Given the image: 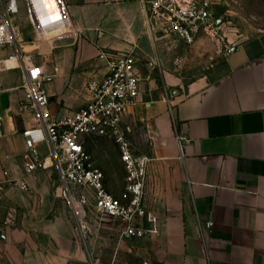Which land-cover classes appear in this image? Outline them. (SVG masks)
Segmentation results:
<instances>
[{"label":"crops","instance_id":"crops-1","mask_svg":"<svg viewBox=\"0 0 264 264\" xmlns=\"http://www.w3.org/2000/svg\"><path fill=\"white\" fill-rule=\"evenodd\" d=\"M67 2L72 29L38 61L49 72L58 69L45 84L52 115L60 119L83 107L86 84L108 73L102 54L114 59L131 53L143 79L138 102L125 112L122 126L132 154L149 160L143 203L158 216L159 234L120 238L106 221L97 235L103 241L111 229L116 241L109 261L96 256L99 264H264V1L239 0L237 16L228 21L222 73H198L181 88L180 69H200L207 60L204 50L211 53L204 36L185 46L174 36L150 32L140 0ZM215 14L222 17L218 7ZM27 45V52L36 48ZM94 139L110 138H91L86 149L103 172L106 189L119 197L124 166L110 163L104 150L93 152ZM10 143L23 149L19 134ZM53 203L8 190L0 197V235L9 225L8 239L20 237L28 213ZM6 240L0 239V264L4 256L18 259Z\"/></svg>","mask_w":264,"mask_h":264},{"label":"built area","instance_id":"built-area-1","mask_svg":"<svg viewBox=\"0 0 264 264\" xmlns=\"http://www.w3.org/2000/svg\"><path fill=\"white\" fill-rule=\"evenodd\" d=\"M216 1L140 0L150 32L174 36L185 46L192 45L199 35L216 38L223 18L216 16L215 9L232 0ZM21 24L29 30L33 44L49 45L53 49L54 42L72 29L68 2L0 0V47L12 50L6 59L16 62L15 69L20 71L21 78L14 90L22 91L20 103L29 112L24 129L17 131L13 121L10 126L23 139L21 176L16 178L8 168L0 167V192L29 193V179L42 171H50L57 180L56 196L70 212L81 243L87 249L88 263L99 264L89 251L91 227L100 230L110 221L120 238L132 240L159 234L158 216L143 203L149 160L132 154L127 130L122 126L123 115L137 104L141 95L140 63L131 53L114 59L102 54L108 73L86 84L82 108L58 119L51 113L45 88L46 82L56 77L58 69L54 67L49 72L36 62V57L46 58L34 54L37 48L30 52L24 50ZM145 65L155 68L151 62ZM2 119L0 112V141L6 137ZM94 137H108L117 145L126 172L119 197L106 189L105 176L95 167L86 149L87 142ZM176 140L182 151L179 136ZM43 146L45 152H42ZM212 226L210 221L205 223L207 229ZM0 239L4 241L5 234Z\"/></svg>","mask_w":264,"mask_h":264},{"label":"rangeland","instance_id":"rangeland-1","mask_svg":"<svg viewBox=\"0 0 264 264\" xmlns=\"http://www.w3.org/2000/svg\"><path fill=\"white\" fill-rule=\"evenodd\" d=\"M239 6V0H232L226 6L218 7L219 16L223 17L218 35L215 39H210L202 35L208 45L211 46V53H208L207 49L206 51L204 50L207 60L201 63L200 69L190 71L189 73H186L187 71L185 69H180L179 88L197 78L198 73H212V75L215 76L222 73L223 55L229 47L228 44L225 43V34H227L231 27L228 21L231 19L230 17L237 16L233 11H237ZM226 10H231L232 13H228V15L224 17V11ZM20 31L22 35L21 45L23 47L27 48V43H32V45L37 48L34 54H39L41 56H48V54L52 52V48L49 45L33 44V42H31L32 39L29 30L24 24L20 25ZM24 50L26 51L25 48ZM11 51L10 49L0 47V112L3 116V131L6 134V137L2 139L3 144L0 145V167L8 168L14 175V172L18 174L19 171L20 174L22 170V147L20 146L17 148L10 143V139L14 136V132L10 127L12 124L11 121H13L17 131H20L28 124L29 112L21 106V100L19 101V90H14L20 83V71L16 70L13 65L6 61ZM35 61L38 62L39 58L36 57ZM47 84L49 83L46 82V85ZM49 100L51 102L50 97ZM90 146L93 152L104 150L108 154L110 163L117 167L122 166L119 160L117 145L112 139H94L90 142ZM42 152H45L44 146ZM29 180L31 184L29 193H22L17 190L13 191L17 193L18 196L23 195L30 200L31 197L37 196L40 202L49 199L54 203L50 209L43 208L38 212L28 213L27 221H25L23 233L20 237H15L11 240L8 239L9 225L4 226L6 228L3 234L6 236V242L12 244L9 245L15 247L18 254V259L15 262L9 259L10 257L4 256V264H43L45 261L56 262V264H67V262L70 264H89L87 249L84 244L81 243L70 212L56 196L55 190L57 180L55 175H51L46 170ZM5 193L6 192H0V197L4 196ZM108 230L110 231H108L107 236L102 241L100 235H97L96 228L91 227L88 245L89 251H91L94 258H96V256H102L104 260H110L112 247L116 240L115 236H112V233L115 234V232H113L114 230ZM102 242L105 244L104 246ZM99 249L102 251L101 253L98 251Z\"/></svg>","mask_w":264,"mask_h":264},{"label":"bare ground","instance_id":"bare-ground-1","mask_svg":"<svg viewBox=\"0 0 264 264\" xmlns=\"http://www.w3.org/2000/svg\"><path fill=\"white\" fill-rule=\"evenodd\" d=\"M25 49H26V51H27V48L26 47H24ZM6 61L8 62V63H10L11 65H13L15 68H16V62L14 61V60H9V59H6ZM10 125V124H9Z\"/></svg>","mask_w":264,"mask_h":264}]
</instances>
